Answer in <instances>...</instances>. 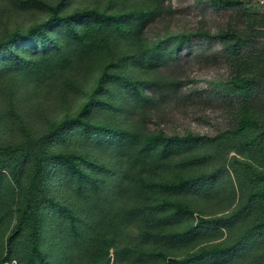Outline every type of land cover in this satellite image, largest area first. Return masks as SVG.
I'll use <instances>...</instances> for the list:
<instances>
[{"label":"trees","instance_id":"trees-1","mask_svg":"<svg viewBox=\"0 0 264 264\" xmlns=\"http://www.w3.org/2000/svg\"><path fill=\"white\" fill-rule=\"evenodd\" d=\"M163 1L0 0V264H264V11L149 36ZM193 39L232 123L151 129Z\"/></svg>","mask_w":264,"mask_h":264},{"label":"rangeland","instance_id":"rangeland-1","mask_svg":"<svg viewBox=\"0 0 264 264\" xmlns=\"http://www.w3.org/2000/svg\"><path fill=\"white\" fill-rule=\"evenodd\" d=\"M254 2L258 3V10L264 11V0ZM26 18L24 15L20 19ZM227 20H230L228 13L211 7L205 0H164L161 14L147 24L146 31L149 36L167 29L193 31L203 28L214 32ZM258 39L262 42L254 45L253 49L256 53H264V37ZM221 50L217 43L207 44L196 39L189 42L181 53L179 67L170 69L173 75L184 80L180 96L160 102L149 115L147 127L168 132L189 129L213 134L232 123L228 102L212 98L211 86H207L208 81L223 79L228 73L229 66ZM192 79L197 82L190 81ZM4 264H17V261L13 259Z\"/></svg>","mask_w":264,"mask_h":264}]
</instances>
